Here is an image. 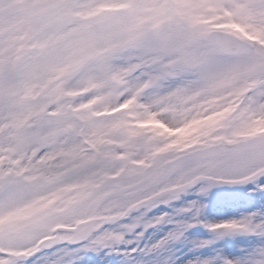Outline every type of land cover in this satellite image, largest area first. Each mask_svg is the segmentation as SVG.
<instances>
[{"label":"snow or ice","instance_id":"1","mask_svg":"<svg viewBox=\"0 0 264 264\" xmlns=\"http://www.w3.org/2000/svg\"><path fill=\"white\" fill-rule=\"evenodd\" d=\"M0 264H264V0H0Z\"/></svg>","mask_w":264,"mask_h":264}]
</instances>
